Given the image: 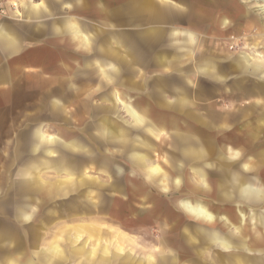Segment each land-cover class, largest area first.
I'll use <instances>...</instances> for the list:
<instances>
[{"label":"crops","instance_id":"0c3cea01","mask_svg":"<svg viewBox=\"0 0 264 264\" xmlns=\"http://www.w3.org/2000/svg\"><path fill=\"white\" fill-rule=\"evenodd\" d=\"M96 1L23 0L19 6L21 17L0 15V133L6 132L2 118H20L12 129L15 160L18 157L21 159L22 154H29V160H54L40 164L30 161L22 171L25 177L21 184L23 188L15 186L12 192H3L0 214L6 211L13 213L14 224L31 223L36 214V208L32 205L33 195L51 197L76 192L87 198L92 197V189L101 188L95 179L89 180L93 183H87V172L81 170L84 163H71L72 160H96L95 130L93 135H87L89 132L85 127L72 131L63 119H59L61 125H27L22 124L21 117L67 118L71 112L63 107L65 102L114 100L125 107L132 122H129L130 125L137 130L158 137L166 127L172 129V160L190 163L210 160L212 156L208 145H217L221 160H227L222 187L218 191L215 185L207 181L204 170H197L196 174L202 181H207H201L204 196L219 198L223 208L227 207L221 214L219 225H225L226 229H221L230 232H217L228 240L221 241V245L228 243L227 249H230L235 247L234 240L237 241L238 255L232 254L233 264H261L264 262V179H261L258 171L264 163V58L255 49L257 42L249 46L251 52L227 50L229 45L233 49L236 44L240 46L241 41L239 29L232 28L230 10L234 11L233 16L255 28V36L264 33V22H261L259 13L251 12L246 0H193L190 5L185 0H142L140 8L137 10L135 7L138 15H127L126 19L129 24L144 28L136 39H129V42L127 37L119 40L114 34L115 44L125 43L124 55L120 57L118 52L110 50V56L104 57L99 67L107 81L98 79L92 83L75 72L85 71V61L80 60L89 51L92 39L87 34V27L80 29L74 21L94 20L96 15H101V2ZM226 3L230 4V8H224ZM91 12L96 15L90 16ZM186 16L192 25L186 24ZM207 25L211 28L204 31ZM232 31L238 36L235 37ZM139 69L142 78L136 81L134 77L139 75ZM87 86H92L93 90L88 96ZM118 86L125 88V93L119 92ZM103 91L108 96H102ZM154 92L160 97L154 99L149 95L145 100H161L155 106L156 111L149 105L133 102L134 95ZM211 95H218L221 102L229 105L222 110L226 113L222 119L217 117V113L210 115L209 108L205 111L198 109V101H207ZM23 100L44 104L37 107L36 103L35 108L23 114ZM227 100L232 103H227ZM237 102L245 103L240 105ZM82 114L90 115L86 111ZM98 127L100 137L106 143L114 142L123 147L133 165L144 169L149 182L159 181L150 175L149 169L157 164L151 162L149 151L153 147L148 141L139 137L130 139L127 131L118 130L117 133L108 118L104 125ZM70 133L81 135L74 137ZM87 149L92 152L71 154V151ZM100 163L106 171L121 173L120 167L108 160H101ZM175 166L173 170L178 172L180 167ZM42 168L63 175V179L54 184L36 177L34 173ZM0 182L4 183V179ZM133 189L131 186L130 191ZM93 198V201H88L91 202L90 211L101 207L100 203H96V195ZM195 201L192 204L204 205L212 213L207 203ZM181 202H178V207L182 209ZM245 209L249 210V215ZM230 218L232 224L228 222ZM249 221L252 222L251 227L247 226ZM226 222L227 225L224 224ZM196 223L188 235V241L192 240L196 245L191 246L195 252L201 245L195 237L202 235L198 229L208 232L211 227ZM94 232V237L101 238L100 229L94 228ZM52 249L47 250L39 260L42 258L40 261L43 263L48 260L57 263L52 258L62 253L55 256L50 252ZM118 256L114 255V262ZM197 256L196 252V259L199 260ZM26 263L33 264V261L26 260ZM111 263L112 258H102L90 264Z\"/></svg>","mask_w":264,"mask_h":264},{"label":"rangeland","instance_id":"374dc122","mask_svg":"<svg viewBox=\"0 0 264 264\" xmlns=\"http://www.w3.org/2000/svg\"><path fill=\"white\" fill-rule=\"evenodd\" d=\"M4 1L7 7L10 5L17 6L15 11L9 8L8 15L21 17L19 15L21 13L19 12V6L23 0ZM86 1L87 3L94 2V0ZM185 1L190 5L193 0ZM100 2L101 15L95 14L96 19L74 21L80 29L87 27V34L92 39L89 51L80 60V62L85 61V71L77 70L79 72H75L92 83L98 79L106 80L102 76L99 67L103 58L110 56V50L113 49L118 52L120 57L124 55L126 50L125 43L122 45L115 44V40H113L115 36L119 40L127 37L129 42V39L130 41L136 39L139 31L144 28L142 25H131L126 19L127 15H138L135 7L138 10L142 0H100ZM246 2L251 12L259 13L261 22H264V11L261 10V7H264V0H246ZM224 8H230V4L226 3ZM230 12L233 21L232 28L233 30L239 29L241 41L240 46L236 44V48L231 49L232 46L229 45L227 50L232 52H251L249 51V46L252 47L257 42L258 46L255 49L264 58V33L255 36L257 33L255 28L248 26L241 18L233 16V10H230ZM95 15L92 12L90 13V16ZM185 19L187 25H192L189 17L186 16ZM210 28L207 25L204 27V31H208ZM232 32L235 37L238 36V33ZM110 34L113 36L115 34V36L111 37ZM70 38L73 39L72 37ZM70 50L72 51L73 49L71 48ZM141 72V69H139V75L134 77L136 81H141ZM123 77L124 80L127 79L124 72ZM250 82H252V79ZM152 86L150 85V87ZM86 91L88 96L93 91L92 86L90 88L87 86ZM118 91L125 93V88L118 86ZM141 95L139 93L132 96L133 102L149 105L155 109V106L161 101L145 100L149 95L154 99L159 98L160 95L156 92ZM102 96H108V94L103 91ZM227 101H229L227 103H232L230 100ZM36 103L37 107L44 104L40 101L23 100L22 108L24 110L22 113L24 114L29 109L35 108ZM65 103L63 107L71 112L67 118L22 116V124L61 125L62 123L59 119H63L72 131L85 127L89 132L87 135H93L95 130L94 156L96 160H72L71 163H76L77 161L81 164L84 163L85 166L81 170L87 172V183H93V181L89 180L95 179L97 184H101V188L92 189V197L87 198L76 192L68 195L55 194L51 197L35 194L32 198V205L36 208V214L35 219L31 223L14 224L13 213L6 211L0 214V264H27L26 260L30 259L33 264H90L100 261L102 258H112L113 264H148L149 262L151 263L150 260L152 258L155 263L160 264L163 259L156 261L157 258L164 257L168 259L174 257L175 263L170 264H233L232 254L238 255L237 241L234 240L233 245L235 247L230 249L221 245V241H228L221 234L230 232V230L221 229L219 225L221 223V214L227 207L223 208L219 198L212 199L213 197L207 198L204 196L202 180L196 174L197 170H204L207 181L215 185L218 191L222 187L227 160H221L219 151L216 148L217 145H208L212 156L210 160H197V162L191 163L182 160H172L174 158V150L170 145V138L174 133L170 127H166L163 130L164 132L160 133L158 137L153 136L151 133H143L130 125L132 122L123 106L116 101L114 102V100L95 99L68 101ZM244 103L237 102L240 105H244ZM197 106L199 111H205L209 108L208 112L210 115L217 113V117L220 116L221 119L226 114L222 110L229 107L226 103L221 102V98L218 95H211L207 101H198ZM84 111L89 112L90 115H83ZM107 118L116 127L117 131H127L128 138L139 137L152 145L153 149L149 151V156L151 162L157 164L153 167L159 165L167 174L166 179L161 178L154 184L149 183L143 172L144 169L133 165L128 158L129 153L123 147L113 144L114 142H111V144L106 143L100 137V134L97 133V128L101 124L104 125V121ZM17 119L20 118L12 116L2 118L3 128L6 129V132L0 133V180L4 179V183L0 182V200L4 199L3 192H12L15 186L19 189L23 188L21 184L25 177L22 171L26 169L30 161L39 164L54 161L29 160V154H26V156L22 154V160L19 157L18 160H15L12 129L15 125L17 126ZM70 135L75 137L81 134L70 133ZM113 135L117 134L113 133ZM24 150L23 146L22 151L24 152ZM89 151L91 150L71 151V154H90ZM101 160H108L120 167L121 173H116L114 170L106 171L100 163ZM175 164V167H180L178 172L173 170ZM263 171L264 163L258 171L259 175L261 173V179H264ZM34 174L35 176L37 174L36 177L54 184L63 179V175L45 168L37 170ZM177 180L180 181L178 187L175 185ZM15 182L17 183L16 185ZM131 185L136 189L130 191ZM88 190L89 187L87 194L89 193ZM93 193L97 197L96 203H100L101 207L99 206L95 211H90L89 205L91 202L88 201L94 200ZM190 198L196 199L201 204L206 205L207 203L209 211L212 212L210 213L213 216L212 221L216 223L219 220V223H216L214 227L210 225L211 222H207V219H209L206 216L207 213L188 210L186 204H190ZM181 200L182 209L178 207V202ZM245 210L249 215V210ZM205 218L206 220H204ZM196 222L211 226L208 228L210 229L208 232L205 229H198L202 235L195 236L198 243H201L196 251L199 260L196 259V252L191 249L188 241V235L196 227ZM248 224V227L252 226V222L249 221ZM93 228L101 230L99 234L101 238L93 237ZM209 236L211 237L207 241ZM54 247H59L62 252V255L59 254L61 255L59 256L60 258H52L57 263L49 260L46 263L41 262L42 258L39 260V257ZM105 249L109 250L110 253H103ZM93 250H96V253L90 259L88 256ZM116 254L119 256L117 261L114 262L113 258ZM261 264H264V262H261Z\"/></svg>","mask_w":264,"mask_h":264},{"label":"bare ground","instance_id":"6f19581e","mask_svg":"<svg viewBox=\"0 0 264 264\" xmlns=\"http://www.w3.org/2000/svg\"><path fill=\"white\" fill-rule=\"evenodd\" d=\"M261 10L262 11H264V7H261ZM72 26V25H71ZM75 27V26H74ZM77 27V26H76ZM72 29V28H71ZM73 31V30H72ZM78 32V31H77ZM90 36V35H89ZM231 49H233L232 47H231ZM125 108V107H124ZM133 111V110H132ZM135 113V112H134ZM138 114V113H137ZM132 118V117H131ZM47 166V165H46ZM149 170H151L150 171V175H152L153 176V178H155V179H157V180H160L161 178L162 179H166L167 178V174L164 172V170H162V168L160 167V166H157L156 168H152V169H149ZM35 171V170H34ZM59 172H61V171H59ZM65 173V172H64ZM69 175V174H68ZM71 177H73V176H71ZM70 179V178H69ZM164 181H166V180H164ZM202 182H205V183H207V181L206 180H203ZM149 183H151V184H154L155 182H152V181H150ZM175 185L178 187L179 185H180V181H176L175 182ZM131 186H133V185H131ZM169 186V185H168ZM134 187V186H133ZM181 187V186H180ZM226 187V186H225ZM136 189V188H135ZM248 189H249V187H248ZM254 189V188H253ZM206 190V189H205ZM244 190H245V186H244ZM247 190V189H246ZM255 190V189H254ZM207 192H209L208 190H206ZM247 191H249V190H247ZM253 191V190H252ZM250 192V191H249ZM26 193V192H25ZM257 193V192H256ZM262 193H263V191H262ZM258 194V193H257ZM190 200V204L189 203H187L186 205H187V209L188 210H190V211H196V212H200L201 211V213H204V214H209V215H207L206 214V216L209 218V219H207L208 221V223H210L211 222V224L210 225H212V226H214V225H216V223H219V220H217L216 221V223H215V221H212V216L210 215V213L207 211V209H206V207L204 206V205H194V204H192V203H194V202H196L195 201V199L193 200V198H190L189 199ZM197 216V215H196ZM204 220H206V218L204 219ZM204 220H201V221H204ZM229 221V223H231L232 224V219L230 218V219H228ZM253 221V220H252ZM228 222H226V223H224V224H228ZM207 225V224H206ZM91 227V226H90ZM221 228H225L226 229V226L225 225H223V227H221ZM94 229V228H93ZM224 229V230H225ZM88 230H89V228H88ZM90 231V230H89ZM93 235V237H94V235H95V232L92 234ZM190 243V245L192 246V247H196V245L193 243V241L191 240V242H189ZM222 246H224L225 248H228L229 247V245H228V243H222ZM51 249V248H50ZM78 250V249H77ZM49 252V251H48ZM51 253H53L55 256L57 255V254H61L62 252L59 250V248L57 249L56 247H54L51 251H50ZM107 252V253H106ZM76 253V252H75ZM96 253V250H93L92 251V253L89 255V258L91 259V257L93 258V255ZM103 253H105V254H108L109 253V251L108 250H104L103 251ZM173 259V260H172ZM154 259H152L151 258V263L149 262L148 264H157V263H155L154 261H153ZM159 260H161V258H157V260L156 261H159ZM175 259H174V257L173 258H170V259H163V261H162V263H160V264H170V263H175V261H174Z\"/></svg>","mask_w":264,"mask_h":264},{"label":"built area","instance_id":"2783aa9c","mask_svg":"<svg viewBox=\"0 0 264 264\" xmlns=\"http://www.w3.org/2000/svg\"><path fill=\"white\" fill-rule=\"evenodd\" d=\"M11 8L12 10H16L17 9V6L15 5H10L7 7V4H5V1L4 0H0V15H8L9 12H8V9Z\"/></svg>","mask_w":264,"mask_h":264}]
</instances>
